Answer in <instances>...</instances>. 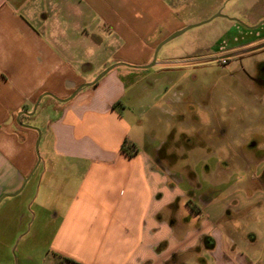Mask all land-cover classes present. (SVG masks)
Here are the masks:
<instances>
[{
    "label": "crops",
    "instance_id": "1",
    "mask_svg": "<svg viewBox=\"0 0 264 264\" xmlns=\"http://www.w3.org/2000/svg\"><path fill=\"white\" fill-rule=\"evenodd\" d=\"M172 1L0 0V232L29 202L34 219L51 214L50 264H187L176 260L193 251L197 264H264L263 166L237 163L241 176L216 212L211 196L231 184L228 167H195L179 181L156 148L132 139L123 112L144 98L138 67L183 27ZM39 99L40 133L25 115ZM24 186V200L4 202ZM182 199L198 208L186 220Z\"/></svg>",
    "mask_w": 264,
    "mask_h": 264
},
{
    "label": "rangeland",
    "instance_id": "2",
    "mask_svg": "<svg viewBox=\"0 0 264 264\" xmlns=\"http://www.w3.org/2000/svg\"><path fill=\"white\" fill-rule=\"evenodd\" d=\"M169 7L183 27L157 44L151 60L138 67L139 75L146 79L142 82L145 90L140 87L144 98L139 107L127 106L123 113L134 127L132 139L137 147L143 149L147 144L156 148L159 163L171 168L170 173L185 182V176L195 167L201 175L204 165L216 163L221 169L222 161L228 159L240 163L233 158L236 151L255 156L253 151L241 147L244 143H258V149L264 151L261 144L264 142V92H256L247 81L248 77H255L260 68L264 70V52H260L264 45L260 41L264 36V25L254 31L244 28L264 22V0H173ZM189 27L191 29L157 51L163 41ZM246 52L252 54L250 58L234 59L224 69H215L213 64L204 61L209 56L240 57ZM252 90L258 99L250 95ZM46 100L49 102L50 99ZM42 106L28 119L30 127L39 133ZM39 151L40 138L38 158ZM258 166L264 167V162ZM208 168L204 167L203 173H207ZM227 170L226 180L231 184L211 196L218 201L212 206L216 212L219 204L228 198L229 191L234 190L235 180L241 176L234 163ZM194 179L197 181L196 174ZM27 194L28 187L24 186L17 196L4 202L24 200ZM32 195L34 198L36 192ZM185 200L178 203L181 220L190 216ZM4 202L2 204H6ZM31 205L29 202L22 212L9 218L11 229L8 232H0V264H50L49 241L54 227L47 229L44 225L52 223L53 226L54 220L49 213L34 219ZM190 205L198 211L196 205ZM167 209L162 213L165 222H169ZM192 226L193 223L189 224L188 229ZM163 231L164 236L165 233L172 236L168 235L167 229ZM193 254L196 252L185 253L176 261L197 264L191 260Z\"/></svg>",
    "mask_w": 264,
    "mask_h": 264
},
{
    "label": "flooded vegetation",
    "instance_id": "3",
    "mask_svg": "<svg viewBox=\"0 0 264 264\" xmlns=\"http://www.w3.org/2000/svg\"><path fill=\"white\" fill-rule=\"evenodd\" d=\"M231 22L233 23H236L242 27H244L242 24H240L239 22L237 21H234V20H230ZM261 25H264V22L260 23L258 26L256 27H251V28H247V27H244L245 29H247L248 31H254V30H257ZM262 42H264V36L262 37V39L260 40ZM260 52H264V45H262V47L260 48ZM252 55V54H251ZM251 55H247V52L244 56H233V55H226V56H221V57H215V56H209L208 58H206L204 61L205 63H208L210 65H214V68L215 69H224L225 67L228 66V64H230L231 61H233L234 59L236 60H242L244 58H250ZM247 81L252 84L251 86H253V90L256 89L255 91H260V92H264V70L263 69H259L257 72H256V76L255 77H248L247 78ZM251 91L250 92V95L252 97H254L253 99H258V95H256V92L255 91ZM259 92V93H260ZM258 93V94H259ZM261 94H259L260 96ZM262 145H264V142L261 143ZM241 147L243 148H246L248 151L250 152H254L255 153V156L249 154V153H244V152H241L239 150V152H234L235 156L233 157L234 159L238 160L241 164H244V165H248L250 162L249 160L254 163V164H260L261 162H264V151H260L258 149V143L255 145L254 143L253 144H249V143H244L241 145ZM248 157V158H247ZM233 163L236 165L237 163L233 162L232 160L228 159L227 161H222V164L224 165V167H231V165H233ZM264 179V171L262 172L261 176H260V180H263Z\"/></svg>",
    "mask_w": 264,
    "mask_h": 264
},
{
    "label": "water",
    "instance_id": "4",
    "mask_svg": "<svg viewBox=\"0 0 264 264\" xmlns=\"http://www.w3.org/2000/svg\"><path fill=\"white\" fill-rule=\"evenodd\" d=\"M189 29H191L190 27L189 28H187V29H185V30H183V31H181V32H179V33H176V34H174V35H172V36H170L169 38H167L165 41H163L159 46H158V48H157V51H158V49L161 47V46H163L164 44H166L167 42H169V41H171L172 39H174V38H176V37H178V36H180L181 34H183L184 32H186L187 30H189ZM113 67H110V68H108L107 70H105L104 72H102L101 74H99L98 76H97V78L91 83V84H86L85 85V87H90V86H93V85H95L107 72H109L111 69H112ZM78 91V90H77ZM74 95V94H73ZM48 96H50V95H48ZM50 97H52V96H50ZM53 99H55L56 101H59V102H63V101H60V100H58V99H56V98H54V97H52ZM40 101V99L36 102V104H35V106L33 107V110H32V112L30 113V114H25V115H29V116H32L34 113H35V111H36V108H37V105H38V102ZM18 117H20V114H19V116ZM38 142H39V137H38V139H37V141H36V144H35V150H36V153H37V148H38Z\"/></svg>",
    "mask_w": 264,
    "mask_h": 264
},
{
    "label": "trees",
    "instance_id": "5",
    "mask_svg": "<svg viewBox=\"0 0 264 264\" xmlns=\"http://www.w3.org/2000/svg\"><path fill=\"white\" fill-rule=\"evenodd\" d=\"M121 151L122 153H124L125 155H127L128 157H132L136 154V150L134 149V146L132 143L128 142V141H123L122 144H121ZM188 205V208L192 211V212H195L193 207L190 205V204H187ZM65 261H69L71 263H73L72 261L70 260H66L64 259ZM75 264V263H73Z\"/></svg>",
    "mask_w": 264,
    "mask_h": 264
}]
</instances>
